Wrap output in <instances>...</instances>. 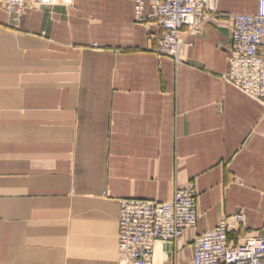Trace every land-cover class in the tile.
I'll list each match as a JSON object with an SVG mask.
<instances>
[{
    "label": "crops",
    "instance_id": "0c3cea01",
    "mask_svg": "<svg viewBox=\"0 0 264 264\" xmlns=\"http://www.w3.org/2000/svg\"><path fill=\"white\" fill-rule=\"evenodd\" d=\"M71 2L12 21L0 0V264H119L120 202L189 183L196 228L154 264H192L194 239L239 214L232 246L264 239V106L225 81V17L259 0H218L179 64L133 0Z\"/></svg>",
    "mask_w": 264,
    "mask_h": 264
},
{
    "label": "built area",
    "instance_id": "2783aa9c",
    "mask_svg": "<svg viewBox=\"0 0 264 264\" xmlns=\"http://www.w3.org/2000/svg\"><path fill=\"white\" fill-rule=\"evenodd\" d=\"M60 0H3L12 21L29 9L60 5ZM71 6V0H61ZM218 0H133L135 21L156 40L155 51L176 64L186 46L182 31L199 32L204 25L223 17L214 12ZM151 12L146 14L147 4ZM231 24L229 72L225 81L264 106V0L256 15H227ZM158 33H150L151 26ZM198 193L195 183L175 187L170 202L123 200L118 227L119 264H154L157 243L174 244L197 225ZM243 215L222 219L216 228L194 239L192 264H264V239L243 237L235 247L229 235L239 229Z\"/></svg>",
    "mask_w": 264,
    "mask_h": 264
}]
</instances>
